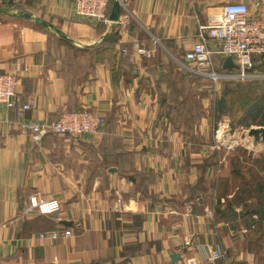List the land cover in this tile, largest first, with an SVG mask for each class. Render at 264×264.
I'll list each match as a JSON object with an SVG mask.
<instances>
[{"label": "crops", "instance_id": "0c3cea01", "mask_svg": "<svg viewBox=\"0 0 264 264\" xmlns=\"http://www.w3.org/2000/svg\"><path fill=\"white\" fill-rule=\"evenodd\" d=\"M229 2L264 21V0H130L108 23L77 15L74 0L0 4V63L20 104L36 101L26 119L82 109L104 119L94 136L37 142L18 107L0 103V264H211L216 250L214 264H264V221L248 214L264 200L230 194L212 119L192 113L214 97L181 64ZM33 194L62 211L27 214ZM57 230L73 234L40 237Z\"/></svg>", "mask_w": 264, "mask_h": 264}, {"label": "built area", "instance_id": "2783aa9c", "mask_svg": "<svg viewBox=\"0 0 264 264\" xmlns=\"http://www.w3.org/2000/svg\"><path fill=\"white\" fill-rule=\"evenodd\" d=\"M8 0H0L6 3ZM112 0H74V11L80 17L99 23L110 22L109 5ZM117 1V0H115ZM122 11L128 12L130 0H120ZM124 22L130 17L124 15ZM210 24L199 26V35L193 47L189 49L181 64L194 75L206 78L215 85L226 82H252L264 80V72L258 64L264 61V21L253 16L247 3L229 2L223 11L211 18ZM141 54L150 52L139 49ZM231 57L234 68H225L224 63ZM17 76L3 69L0 63V103L10 108L18 107L19 127L29 133L37 142L47 135L58 136H94L101 131L104 119L91 109L67 111L60 117L45 122L27 120L25 113L33 110L35 98L28 97L20 104L15 97ZM26 213L54 215L62 211L61 201L56 198H42L36 194L28 197ZM255 219H258L255 215ZM71 230L47 231L40 235L44 239H59L61 236H71ZM223 258L220 250L213 252L211 264ZM190 264H197L191 261Z\"/></svg>", "mask_w": 264, "mask_h": 264}, {"label": "rangeland", "instance_id": "374dc122", "mask_svg": "<svg viewBox=\"0 0 264 264\" xmlns=\"http://www.w3.org/2000/svg\"><path fill=\"white\" fill-rule=\"evenodd\" d=\"M260 71L262 70L260 69ZM199 80L201 81V83H204V85H206L205 92H207L208 95H213V100L215 102L213 105L214 109H212V105H210L207 110L205 109L206 111L203 110L202 112H200V110L198 109V111H194L192 113L196 112L197 115L201 113V117L205 116V118H209V120L212 119V125L210 127L211 137L213 135L214 142L216 141L215 145L218 148L216 150L220 151V163L222 164L224 160L226 162L229 161V164L233 169L240 168L238 170H241L242 172L229 177L230 179L228 180V183L231 182L232 184V186H230L232 187L230 194L233 195L234 193H232V191L236 190L235 196H238L239 189L244 190L247 188L246 194L240 195V197H254L252 200L255 199V203H257L258 200L262 202L264 200V193L262 194V192L258 191V185L260 183H264V174H259V171H263V169H261V166H264L263 164H261L264 162V141H255V138L248 135V131L250 128L260 126L253 125L250 128H247L246 126L238 127L236 123H238L239 120H241L245 116V106L249 103V101L254 96H258V98L259 96H261L263 84L234 82L229 85L221 83L218 86V92H216L214 91L215 83H212L210 80H206V78L203 77H199ZM227 89H231L233 90V92L230 93V91V94L225 96L224 94ZM239 93L241 94V96L239 95ZM222 96L226 98V108L220 107L219 101ZM219 108L223 109L224 111L220 112ZM191 129L192 128H189V130ZM189 137H193L191 133H189ZM236 157H241L243 163L237 162V165L235 163L233 164V161ZM256 160H261L260 164H257ZM224 165L225 164H223V166ZM255 215L257 216V214ZM255 215L253 217L254 220H258V216V219H255ZM254 227L255 225H253V228Z\"/></svg>", "mask_w": 264, "mask_h": 264}, {"label": "trees", "instance_id": "16d2710c", "mask_svg": "<svg viewBox=\"0 0 264 264\" xmlns=\"http://www.w3.org/2000/svg\"><path fill=\"white\" fill-rule=\"evenodd\" d=\"M115 0H112L110 5H109V12H111V9H112V5H113V2ZM256 67H258L259 69L262 70V72H264V61L261 62L260 64H258ZM231 83H234V82H226L224 84H231ZM246 83V82H244ZM248 83H262L263 84V90L262 91V94L261 96H254L250 101L249 103L245 106V111H244V114L245 116L239 120L238 123H236L239 126H246L247 128H250L251 126L253 125H257V126H264V80L263 81H252V82H248ZM231 91V92H230ZM233 92V90L231 89H227V91L225 92V96L230 94V93ZM235 94V93H234ZM239 95L241 96V94L239 93ZM257 95V94H256ZM228 98V97H227ZM219 111L222 112L224 111L223 109H220L219 108ZM237 162H242L243 161L241 160V157H236L233 161V164L235 163L237 165ZM257 164H260L261 160H256ZM264 165V162L261 163ZM264 168V166H261ZM240 169V168H238ZM237 168H234L233 169V172L235 174H239V173H242L241 170H238ZM239 195L235 196L237 198V200L241 201V202H246L247 199L249 198H243V197H240V195H245L246 192H247V188L246 189H239ZM258 191L259 192H262V194L264 193V183H260L258 185ZM261 194V193H259ZM252 208V207H251ZM251 208H248L250 209L249 210V213L250 215H252V222H251V226L254 223H256V225L258 224L260 229H263V225H262V222L264 221V209H261L260 207L257 206L256 210H255V213L254 214H257V216L260 218L258 220H254L253 218V213L251 211Z\"/></svg>", "mask_w": 264, "mask_h": 264}, {"label": "water", "instance_id": "95a60500", "mask_svg": "<svg viewBox=\"0 0 264 264\" xmlns=\"http://www.w3.org/2000/svg\"><path fill=\"white\" fill-rule=\"evenodd\" d=\"M10 1L12 2L13 0H10ZM121 13H122L121 1L120 0L114 1L111 15H110V20L114 22L118 21ZM224 67L229 68V69L235 67L231 57L225 60ZM219 102H220L219 104L221 108L227 107L226 98L224 96L221 97ZM248 135L255 138V141H258V140L264 141V126L250 128L248 131Z\"/></svg>", "mask_w": 264, "mask_h": 264}]
</instances>
